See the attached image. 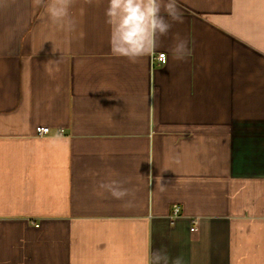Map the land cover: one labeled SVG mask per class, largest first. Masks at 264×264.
Wrapping results in <instances>:
<instances>
[{
    "label": "crops",
    "instance_id": "0c3cea01",
    "mask_svg": "<svg viewBox=\"0 0 264 264\" xmlns=\"http://www.w3.org/2000/svg\"><path fill=\"white\" fill-rule=\"evenodd\" d=\"M107 3L0 0V264H264V0H177L162 66L111 54Z\"/></svg>",
    "mask_w": 264,
    "mask_h": 264
},
{
    "label": "clouds",
    "instance_id": "9594fccd",
    "mask_svg": "<svg viewBox=\"0 0 264 264\" xmlns=\"http://www.w3.org/2000/svg\"><path fill=\"white\" fill-rule=\"evenodd\" d=\"M88 2L92 3V0ZM74 3L75 0H32V7H43L47 20L58 30L71 31L76 26L71 14ZM162 12L172 21L183 22V14L177 0H108L105 17L110 26L111 54L127 58L133 63L153 54L158 47L159 37L166 36L172 27ZM173 51L176 58H185L190 54L188 42L179 40ZM159 59L164 61L166 58L161 54ZM47 63H55L59 70V61L50 60ZM61 139L62 136L58 133L51 142L55 143ZM124 183L122 180L102 181L99 188L114 199L124 200L132 195L131 191L123 186ZM136 264H183V260L181 257L171 259L166 250L157 249L139 257Z\"/></svg>",
    "mask_w": 264,
    "mask_h": 264
},
{
    "label": "built area",
    "instance_id": "2783aa9c",
    "mask_svg": "<svg viewBox=\"0 0 264 264\" xmlns=\"http://www.w3.org/2000/svg\"><path fill=\"white\" fill-rule=\"evenodd\" d=\"M161 54H164V56H165V58H166L164 61H161V60L159 59V57H160ZM167 61H168V56H167V54L164 53V52H161V53L153 54V55H152V62H153L154 64L156 63L157 65L162 66V65H165V64L167 63ZM62 132H63V131H61V133H62ZM36 133H37L38 136H45V135H48V134H50V128H49V127H38V128H36ZM180 213H181V208H180V206L175 205V206L173 207V213H172L171 218H176V217H178ZM191 222H192L191 231H196V230H197V226H198V219L195 218V219H193Z\"/></svg>",
    "mask_w": 264,
    "mask_h": 264
}]
</instances>
